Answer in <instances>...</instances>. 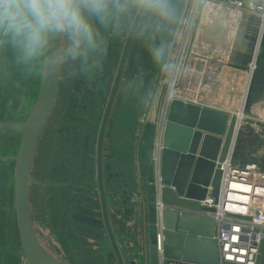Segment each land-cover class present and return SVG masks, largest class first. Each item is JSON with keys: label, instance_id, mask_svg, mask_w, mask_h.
Segmentation results:
<instances>
[{"label": "water", "instance_id": "water-1", "mask_svg": "<svg viewBox=\"0 0 264 264\" xmlns=\"http://www.w3.org/2000/svg\"><path fill=\"white\" fill-rule=\"evenodd\" d=\"M192 0L188 2V9ZM205 1H200L189 44V53L182 68V78L192 50L196 32L199 28ZM188 14L186 10L185 15ZM247 14V13H246ZM145 14L139 12L129 28L126 43L114 77L111 91L102 117L97 142V180L104 224L117 258L118 264H126L111 221L104 180V147L109 122L115 109L126 65L136 38L137 29ZM251 23L261 22L254 14H247ZM255 32L252 53L246 64L228 62L227 65L249 73L245 100L242 109L246 115H252L258 106H264V24ZM250 40L247 35L244 39ZM260 40V41H259ZM172 59L167 64L171 65ZM255 65L252 67V64ZM221 67V66H220ZM211 68L206 73L211 76ZM62 68L57 74L42 71V81L35 105L25 121L0 119V131L18 132L21 142L18 152L12 157L16 163L14 175L15 209L19 235L25 253L24 264H68L57 257L41 240L33 221L30 188L34 157L43 130L50 118L58 97ZM166 70L162 78H169ZM189 80L195 82L196 76ZM167 86H162L155 115L143 125L137 145L143 190L147 208V238L149 264H160L158 219L162 224V244L164 256L201 264H219L220 255L215 239L217 224L215 220L191 214H180L168 206H186L197 208L199 201L211 194L219 196L222 179L221 164L232 150V162L238 163L237 151L242 139L247 138L236 114L225 110L190 102L181 98L171 100L164 128V148L161 157L160 179L156 178L154 153L158 132V121ZM152 87V86H151ZM210 84L206 78L197 91L207 93ZM146 105L144 111L146 110ZM248 121L247 117L243 120ZM242 125V124H241ZM159 198L164 208L157 207ZM167 206V207H166ZM204 209L214 210L205 207ZM158 215L160 218H158ZM135 263L134 261L132 262Z\"/></svg>", "mask_w": 264, "mask_h": 264}, {"label": "rangeland", "instance_id": "rangeland-1", "mask_svg": "<svg viewBox=\"0 0 264 264\" xmlns=\"http://www.w3.org/2000/svg\"><path fill=\"white\" fill-rule=\"evenodd\" d=\"M196 1L198 0H192L188 9L186 6L189 0H186L185 6H183L179 16V8L177 7L173 20L159 27V30H157L158 21L152 16L146 15L144 24L147 25V31L144 35H138V43L134 48L128 70L125 72L126 74L123 78L118 108L124 98L134 88L138 90V87H142V94L144 95L142 98L150 99V103H147L150 110L156 93L160 94L161 86L165 81L161 79V73L164 70L162 65H154L155 61L153 58H149L151 48L155 45L153 41L155 39L159 41L155 47H160V45L164 47L166 63L171 59L169 57H172L174 60L175 54H177L175 61H178L179 53L185 49L187 43L185 41L184 44L180 45L179 39L184 38L185 34L192 35L193 33L194 26H190L188 22L191 16L196 19L197 13L195 15L193 10H196L200 4V1L199 3H196ZM179 4L180 2H178ZM196 4H198L197 8L194 7ZM186 10H188L187 16L185 15ZM195 19L193 20V24L195 23ZM98 27L101 35L106 40L108 32H112L111 29H105L99 25ZM128 29L129 27L119 34L112 32L114 34L113 38H120L123 41L122 38L126 36ZM181 31L183 34H180ZM175 42H178L176 43L177 48L174 46ZM108 45L107 40L106 53H113L112 47L114 45L109 47ZM121 47H115L114 57H108L107 59L105 53L101 60V66L90 73L81 71L78 64H68L62 67L63 85L34 157L30 188L34 225L43 243L52 253L68 264H118L103 220L97 180L95 146L93 145L91 151L87 152H85L83 146L86 137H90L92 131L94 133L101 125L102 113L116 73V66L118 65L122 50ZM9 50V46L0 44V65L3 55L8 53ZM171 65H174V63L172 62ZM136 66L138 67V71L136 70L135 72ZM38 69L41 72L39 66ZM38 69L26 67L31 79V85L35 84L37 87L40 78V75L38 76L36 72ZM150 72L151 75H149ZM157 75H160L159 81L154 85L155 92H157L152 98L153 92L147 94V83L154 81ZM140 77L145 81H141ZM104 78L108 81L103 88ZM167 80L170 81V78H167L166 82H168ZM94 81L95 88L92 89L91 82L93 83ZM31 85L28 81L22 87H0V104L4 105L7 99H34L36 90L34 91ZM96 85L99 88L101 87V90L96 89ZM171 87V85L167 86V90L170 91ZM173 90L171 89V91ZM104 92L105 94H103ZM32 93L34 94L32 95ZM182 97H184V94H182ZM236 105L239 106V103ZM140 114L141 112L138 114V117ZM136 125L137 118L132 122L129 135L134 132ZM241 126L247 138L241 140L237 155L241 157L242 161L247 159L252 161L254 160L253 155L259 154V152H262L261 149L264 148V114L259 118L252 116L248 121L242 123ZM51 143L53 145L50 147V157L47 161L45 158L46 150ZM58 146H60V153L63 150H69L65 152L73 155V163L66 164L62 159H59L61 161L59 164L55 163V156L57 152L59 153ZM107 146L109 145L107 144ZM4 147L5 143L0 141V151L5 150ZM77 147L80 150H77ZM106 155V160L108 161V158L112 157L113 154L111 155L108 151ZM109 168L110 165H108ZM116 172L120 175L122 173L127 175L128 164H119ZM107 176L109 177L108 181H112L113 174L108 172ZM137 185L138 182L135 183V194L141 197L142 188H139ZM4 194L5 185L0 182L1 206L4 203ZM124 217L121 214L120 218L123 219ZM115 218L117 217L113 215L115 226L120 231V223ZM126 224L124 223L125 228H127ZM127 230V239L125 241L122 238V234L120 232L118 234L120 240L119 246L126 264H133V261L135 262L134 264H149V257L145 250L148 242L146 232L144 233L142 229L133 231L128 228ZM65 237L75 239L74 243L76 245L82 244L86 246L83 248L77 247V253L73 254L75 259L69 257L71 249L66 245ZM81 252H90L86 257L89 260L78 262L82 257Z\"/></svg>", "mask_w": 264, "mask_h": 264}, {"label": "crops", "instance_id": "crops-1", "mask_svg": "<svg viewBox=\"0 0 264 264\" xmlns=\"http://www.w3.org/2000/svg\"><path fill=\"white\" fill-rule=\"evenodd\" d=\"M185 1L186 0H172L174 8H179L178 16L182 11L183 6H185ZM174 2L176 5L174 4ZM178 2H180L179 5ZM194 12L196 15V10ZM257 16L264 24V12ZM261 22L251 23L248 20L246 13H242L212 2L205 3L199 28L196 32V37L191 50L190 58L188 59L186 70L184 72V84L186 85V87L191 89L187 91L186 95L184 94V97L186 96V98H189L188 96L193 95V93L195 92V88H198L201 82L207 78L210 84V89L207 91V94H205L207 104L216 105L220 107V109L225 110L231 114L235 113L238 116V121L241 122V124L242 122H244L243 120L246 117H261L262 114H264L263 105L258 106L255 110V113L252 115H246L242 109V104L245 100L249 82V73L247 71H242L227 65L228 62H234L238 64H246L248 62V60L250 59L249 57L252 53L251 45L253 44V41L251 39L253 38L255 32L261 28ZM142 23H144V19ZM180 34H183V32L181 31ZM113 35L114 34H112V32H108L107 34L106 41L108 40L109 42L110 40V44L108 45V47L114 45V47H112L113 53L108 52L105 54L107 59L108 57L115 56V41L118 38H113ZM246 35L250 37V40H248L247 38L244 39V36ZM176 43L178 42H175V47ZM157 44L158 43H156V46ZM176 55L177 54L174 55V60L172 57H169L173 60L174 70L176 66H178V62L175 61ZM149 58H152V52L150 53ZM185 59L179 61L180 70H182L184 66ZM154 64L157 66L158 63L154 62ZM254 65L255 62L254 64H252V67H254ZM35 68L38 69V66H35ZM210 68L212 70V74L211 76L207 77L206 73ZM42 71L43 70L39 72V69L36 70L38 76L40 75L38 87L35 86V84L31 85V79L28 75L26 67L18 65L16 63L14 51L10 48L9 52L3 55V59L0 65V87H22L24 83H28L29 81L31 88H34V91L36 90V93H32V95H35L34 99H7L4 105L0 104V119L25 121L28 118L35 105L40 90ZM160 75H157V78L154 79V85H156L157 81H159L158 79ZM191 75L196 76L197 80L195 82L189 80V77ZM62 80L63 78L61 76L60 89L63 85ZM140 80L145 81L144 79H141V77ZM93 83L91 82L92 89L95 88V81ZM149 83L150 82L147 83V94L150 92ZM122 85L123 84H121L118 99L115 104V109L113 110L107 129L104 147V180L111 221L117 232V235L120 232V234H122V238L125 241V239H127L126 237L128 228L133 231L142 229L147 233V203L144 196L143 177L141 176L140 162L137 155V145L143 129V125L140 120L144 116V100L146 98H142V96H144L142 94V87H138V90L134 88L131 93H129L126 98H124L118 108ZM104 87L105 84L103 85V88ZM154 88L155 87H153L152 91L150 92V94L153 92L152 95L157 92H155ZM96 89L101 90V87L99 88L96 85ZM238 103L239 106L236 105ZM141 109L142 111H140ZM140 112L141 114L138 117V114ZM103 114L104 113H102V116ZM135 118H137L136 128L134 132L129 135L132 122L133 120H135ZM99 129L95 130L94 133L92 131L90 137H86L83 146L85 152L91 151L93 145L95 146L96 167ZM0 141L5 143V150L0 151V156L12 157L15 156L18 152L21 142V134L18 132L0 131ZM107 144L109 146H107ZM52 145L53 143H51L46 150L45 158L47 159V161L50 157V147ZM57 149H59V153L57 152L55 156V163L59 164L61 162V159L64 160L63 162H65L66 164H71L74 162L72 161L73 155L65 152L69 150H63V152L60 153V146H58ZM77 150H80V148L77 147ZM108 151L111 155H113L110 158L107 157V161L106 153ZM238 158L241 159V157L239 156ZM0 163V182L5 185V194L3 198L4 203H2V206L0 204V264H24L25 253L22 248V243L19 235L15 209L14 175L16 163L10 158L7 160H0ZM121 163L128 164L127 175H124L123 173L120 175L116 172L117 166H119V164ZM108 165H110L109 169ZM108 172H111L113 174L112 181H108ZM136 182H138L137 186H139V188H142L141 197H138L135 194ZM120 213L123 215V217L125 216L123 219L120 218ZM113 215L117 217L115 219H117L120 223V231L115 226ZM124 223H127V228L124 227ZM64 239L67 242L66 245L71 249L69 257L73 259H75L74 255L77 253V247H86L82 244L76 245L74 243L75 239H72V237H65ZM89 254L90 252H81L82 257L78 260V262L89 260V258H86Z\"/></svg>", "mask_w": 264, "mask_h": 264}, {"label": "clouds", "instance_id": "clouds-1", "mask_svg": "<svg viewBox=\"0 0 264 264\" xmlns=\"http://www.w3.org/2000/svg\"><path fill=\"white\" fill-rule=\"evenodd\" d=\"M139 12L155 18L157 30L175 16L172 0H0V44L9 46L16 63L27 68L57 74L65 65L78 64L90 73L101 66L107 50L98 25L119 34ZM146 31L141 23L137 34ZM151 52L171 74L174 66L165 63L164 47Z\"/></svg>", "mask_w": 264, "mask_h": 264}, {"label": "built area", "instance_id": "built-area-1", "mask_svg": "<svg viewBox=\"0 0 264 264\" xmlns=\"http://www.w3.org/2000/svg\"><path fill=\"white\" fill-rule=\"evenodd\" d=\"M199 1L200 0L196 1V3H199ZM204 1L206 3L212 2L220 4L247 14L260 15L264 12V0ZM194 19L195 17L193 18V16H191L188 24L191 25ZM184 36V41H187L185 45L186 49L187 45L189 46L190 44L191 35L185 34ZM185 58H183V60ZM177 60L178 61L176 62H178V66H176L175 70L172 71L169 76V82H171V84L173 81H175L174 84H178L181 79L182 70H180L179 60L182 61V58ZM183 83L184 77L182 78L181 85ZM178 88L180 87L174 88L172 86L170 90H174L171 92L167 91L163 99L160 117L157 123L158 132L155 143L154 164L158 181L160 179L161 157L164 148L163 133L171 100L174 98H181L190 102L220 109V107L216 105L206 103L205 94L207 93H200L196 89L193 95L188 96L189 98H184L182 97L181 92L178 91ZM175 92L178 93L173 95ZM154 94L152 95V98ZM159 95L160 94L156 93L150 110L148 109V104L146 105V110L143 113L144 116L140 120L142 125H144L147 120L154 118ZM250 118L251 117H247L248 120ZM261 150L262 152H259V154H252L254 160L250 161V159H247L242 161L238 158L239 161L237 164L232 162L233 152L232 150L230 151L221 164L222 179L217 199L211 194H208L205 199L199 201L197 208L172 205L168 207L166 206L180 214H191L215 220L217 224L215 239L220 255L219 264H264V148ZM157 191V207L161 210L164 206L159 198V188ZM205 207L214 208V210L204 209ZM158 218H160L159 215ZM162 229V224L160 219H158L160 264H201L164 256ZM148 245L149 242H147V247H145L147 255Z\"/></svg>", "mask_w": 264, "mask_h": 264}, {"label": "flooded vegetation", "instance_id": "flooded-vegetation-1", "mask_svg": "<svg viewBox=\"0 0 264 264\" xmlns=\"http://www.w3.org/2000/svg\"><path fill=\"white\" fill-rule=\"evenodd\" d=\"M134 18H135V16L133 17V20H134ZM133 22V21H132ZM132 24V23H131ZM130 28V27H129ZM128 31H129V29H128ZM127 35H128V32H127V34H126V36H124L125 37V39H124V37L122 38L123 39V41L119 38V39H117L116 41H115V45L116 46H119V47H121V45H122V50H121V54H120V58H121V55H122V52H123V49H124V46H125V43H126V38H127ZM112 39V38H111ZM154 43H155V45H154V47L156 46V43H158L159 41H157L156 39L153 41ZM109 44H110V40H109V42H108ZM138 43V34H136V38H135V40H134V43H133V46H132V49H131V52H130V56H129V59H128V62H127V65H126V70H128V66H129V63H130V59H131V56H132V53H133V51H134V48L136 47V44ZM120 58H119V61H118V65H119V62H120ZM118 65L116 66V71H117V68H118ZM155 65V64H154ZM154 69H155V66H154ZM126 70H125V72H126ZM136 70L138 71V67L136 66V68H135V72H136ZM138 73V72H137ZM116 74V73H115ZM125 75V74H124ZM149 75H151V72H150V74ZM115 77V76H114ZM104 80L106 81H103L104 82V84L106 85L107 84V81L108 80H106V78H104ZM113 81H114V79H113ZM166 81V80H165ZM164 81V82H165ZM168 81V80H167ZM123 82V81H122ZM112 84H113V82L111 83V87H112ZM152 86V87H151ZM111 87H110V91H111ZM153 87H154V84H153V81H151L150 83H149V91L151 92L152 91V89H153ZM150 92L148 93V94H150ZM103 94H105V92L103 93ZM109 94H110V92H109ZM104 97H105V95H104ZM108 97H109V95H108ZM108 97H107V100L106 101H108ZM117 99H118V97H117ZM117 99H116V101H117ZM107 103V102H106ZM105 107H106V105H105ZM104 110H105V108H104ZM104 113V112H103ZM103 117V116H102Z\"/></svg>", "mask_w": 264, "mask_h": 264}, {"label": "bare ground", "instance_id": "bare-ground-1", "mask_svg": "<svg viewBox=\"0 0 264 264\" xmlns=\"http://www.w3.org/2000/svg\"><path fill=\"white\" fill-rule=\"evenodd\" d=\"M200 1H202V0H200ZM196 6H197V4H196ZM195 6V7H196ZM196 9V8H195ZM196 13H198V8L196 9ZM187 16V15H186ZM193 24V23H192ZM190 25V26H194V24L193 25ZM192 32V31H191ZM179 41H180V45H182V44H184L185 43V41H184V38H180L179 39ZM184 46V45H183ZM189 51V46L187 45V48H186V50H183V51H181L180 52V55H179V58H185L186 56H187V54L189 53L188 52ZM190 54H191V52H190ZM190 54H189V58H190ZM163 80H166V78H162ZM174 82L175 81H173L172 82V84H171V82H164L163 84H162V86L164 85V84H170L171 86H173L174 88H176L177 87V83L176 84H174ZM162 86H161V89H162ZM196 89L197 88H195V90L194 91H196ZM189 90H191L190 88H188V87H186V85L183 83L181 86H180V88H178V91L179 92H181V94H187V91H189ZM168 91V90H167ZM171 91V90H170ZM178 93V92H177ZM176 92L175 93H173V95H176L177 94ZM179 96H181V95H179ZM176 97V96H175ZM184 98H186V96L184 97ZM237 116V115H236ZM238 117V116H237ZM240 126V125H239Z\"/></svg>", "mask_w": 264, "mask_h": 264}, {"label": "trees", "instance_id": "trees-1", "mask_svg": "<svg viewBox=\"0 0 264 264\" xmlns=\"http://www.w3.org/2000/svg\"><path fill=\"white\" fill-rule=\"evenodd\" d=\"M64 195H65V193H64ZM112 225H113V223H112ZM113 227H114V226H113ZM114 231H115V234H116V236H117L118 243H119V245H120V240H119V238H118V235H117V232H116L115 228H114ZM114 254H115V253H114Z\"/></svg>", "mask_w": 264, "mask_h": 264}]
</instances>
